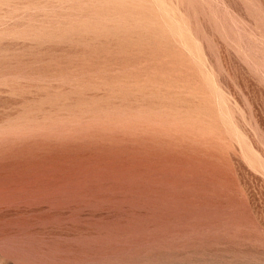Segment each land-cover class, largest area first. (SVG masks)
<instances>
[{
  "label": "rangeland",
  "instance_id": "1",
  "mask_svg": "<svg viewBox=\"0 0 264 264\" xmlns=\"http://www.w3.org/2000/svg\"><path fill=\"white\" fill-rule=\"evenodd\" d=\"M0 264H264V0H0Z\"/></svg>",
  "mask_w": 264,
  "mask_h": 264
}]
</instances>
